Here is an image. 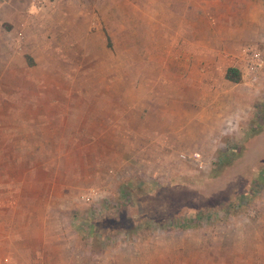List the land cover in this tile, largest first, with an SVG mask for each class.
<instances>
[{
  "label": "rangeland",
  "instance_id": "rangeland-1",
  "mask_svg": "<svg viewBox=\"0 0 264 264\" xmlns=\"http://www.w3.org/2000/svg\"><path fill=\"white\" fill-rule=\"evenodd\" d=\"M259 1L0 0V134L18 155L0 166L23 209L65 219L64 264L113 248L135 264H264V171L249 173L254 156L264 163ZM223 13L248 19L241 41L262 69L221 96ZM162 100L187 114L175 140L153 123ZM221 104L222 125L202 126ZM192 152L202 166L180 157Z\"/></svg>",
  "mask_w": 264,
  "mask_h": 264
},
{
  "label": "crops",
  "instance_id": "crops-1",
  "mask_svg": "<svg viewBox=\"0 0 264 264\" xmlns=\"http://www.w3.org/2000/svg\"><path fill=\"white\" fill-rule=\"evenodd\" d=\"M255 1L257 4H261V1ZM226 6L227 5H224L222 7ZM223 14L224 17L221 16V96L224 93L226 82L229 81L225 78V73L228 67L232 66L237 68L240 71L241 79L242 77L246 79H254L255 77V73H251V71L248 69L250 61L252 60V56H248V53L244 50L247 48L243 46V42L241 41L248 38H243L242 34L247 24L249 25L250 22L248 19L245 20V18H241V20L238 21L236 16L232 17L229 16V14ZM262 21L264 20L259 18L255 22H251L255 26V28L253 27V30H255L253 33L254 39H261L259 37V30L264 29V23ZM198 57L201 58L203 64H214L213 67H217L218 70L220 69V66L218 65L219 60H216L214 56L210 57V55H199ZM243 57L245 59H243ZM179 59L180 57H176V63H181L179 62ZM248 59L250 60L249 62ZM261 62L262 60L259 61V66L256 70L257 72H259V68L262 65ZM197 64L198 61L193 65V73L198 72L197 75L201 81L210 78L209 70L207 72H199L197 69L199 68L197 67ZM261 69L262 67L260 68V71ZM178 75L180 76L181 74L178 73ZM178 75H176V78H179ZM205 82L207 83V81ZM234 83L241 85V81ZM171 90L173 91V89ZM169 100L170 104H174L173 98H170ZM236 101V112H233V114L234 116L241 119L243 115L242 113H245L246 109L248 108V104L243 106L241 95L237 97ZM162 102L163 104L153 112L154 117L157 118L156 120H153V123L159 127V132L161 135H163V137H173L175 140L179 135V127L182 126L180 119L187 118V114H180V111L176 105L167 106L166 102L164 103V100H162ZM231 110V108H223L221 104V117L217 114H214L213 116L211 115V119L209 117L208 122L201 123L202 126L218 127L222 125L228 114L231 113ZM198 117V120H201V118L205 119L203 116H201V118L200 116ZM230 123V120L226 122V124ZM211 136L212 134H208L205 137L210 139ZM8 141L11 142L10 137H7L6 134H0V163L3 160H8V162H11V160L18 158L17 153L11 155L9 152L6 153L5 150L2 149L4 143H7ZM254 158L255 159L251 163V168L249 170V173L253 177L257 176L258 174L262 175L264 171V163H257L259 158L258 156H254ZM11 171L12 170L8 171L6 168H2L0 166V264H51L50 257L51 255H54V253L51 251V247H55L57 250L55 258L58 260L57 262L64 264L63 258L60 259L58 257L63 254L61 248H64L65 243V238L63 237L65 219L60 217L51 218L48 214L42 213L34 214L31 209H23L19 204L17 197L19 184L17 182L12 183V180H14L15 177L12 176ZM5 177H7V181L4 179ZM51 227L54 230L56 229V231L52 233L53 236H51L50 233ZM118 251L119 248H113L109 250L104 249L101 252V256L96 259L97 261H91L90 264H135V258L132 257L134 256V253H125V249H120V252ZM145 254L146 252H144V255ZM146 255L150 254L147 253ZM127 256L129 258H127ZM153 260L154 258H145L144 260L140 259V262L136 264H143V261L145 264H149ZM72 264L83 263L81 261L79 262L77 260H73Z\"/></svg>",
  "mask_w": 264,
  "mask_h": 264
},
{
  "label": "built area",
  "instance_id": "built-area-1",
  "mask_svg": "<svg viewBox=\"0 0 264 264\" xmlns=\"http://www.w3.org/2000/svg\"><path fill=\"white\" fill-rule=\"evenodd\" d=\"M254 59V60H253ZM259 59H258V53L255 52V54L253 55L252 57V60L250 61V64H249V70L251 71V73H255V71L257 70V67L259 66ZM180 157L182 159H189V158H192V159H196L197 161H199V165L202 166V161L200 160V154L198 152H192L191 154H183L181 153L180 154ZM95 197V194H94V191L85 195V201H92L93 198Z\"/></svg>",
  "mask_w": 264,
  "mask_h": 264
},
{
  "label": "trees",
  "instance_id": "trees-1",
  "mask_svg": "<svg viewBox=\"0 0 264 264\" xmlns=\"http://www.w3.org/2000/svg\"><path fill=\"white\" fill-rule=\"evenodd\" d=\"M107 40L109 41L108 37H107ZM225 78L229 81L240 82L241 81L240 71L235 67H232V66L228 67L225 73Z\"/></svg>",
  "mask_w": 264,
  "mask_h": 264
}]
</instances>
